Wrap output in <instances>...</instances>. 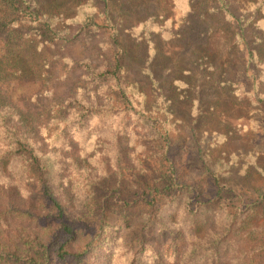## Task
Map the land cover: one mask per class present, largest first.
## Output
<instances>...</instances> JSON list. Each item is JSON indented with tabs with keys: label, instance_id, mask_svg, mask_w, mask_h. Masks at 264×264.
Instances as JSON below:
<instances>
[{
	"label": "trees",
	"instance_id": "trees-1",
	"mask_svg": "<svg viewBox=\"0 0 264 264\" xmlns=\"http://www.w3.org/2000/svg\"><path fill=\"white\" fill-rule=\"evenodd\" d=\"M92 1L81 31L107 44L86 43L79 58L52 49L74 41L68 23L89 0H0V264H256L264 185L223 182L202 156L186 159L178 132L197 142L218 130L224 143L252 134L264 151V0H237V12L235 0ZM191 16L227 49L201 45L189 61L168 53L180 76H158L164 107L147 110L130 91V62L149 49L165 72L155 38L175 39ZM241 51L251 88L229 66ZM11 80L72 89L25 111L3 91ZM110 214L144 219L136 243L117 236Z\"/></svg>",
	"mask_w": 264,
	"mask_h": 264
},
{
	"label": "rangeland",
	"instance_id": "rangeland-1",
	"mask_svg": "<svg viewBox=\"0 0 264 264\" xmlns=\"http://www.w3.org/2000/svg\"><path fill=\"white\" fill-rule=\"evenodd\" d=\"M68 5L73 4L75 0H64ZM88 1V0H85ZM235 0L232 8L237 12L238 6L235 4ZM87 3V2H86ZM94 6L92 0L80 8L78 17L74 20L69 21L70 24V34L69 39L74 41L63 46L62 45L52 49L56 50L60 54L67 55L68 57H79L82 58L86 53V43L96 42L98 44H107L106 35L101 33L98 37H95L93 40L89 38V35H84L81 31V24L79 23V17L87 15ZM96 8L101 9L102 6H96ZM252 10V6H250ZM98 10V9H97ZM206 27L198 20L196 16L190 17V25L188 27L182 28L175 39L165 42L163 39L155 38L158 41L159 45V54L163 53V57L159 62H164L165 66L168 68L165 72L161 73L153 67V55L155 51L148 49V54L146 55V62L141 63L136 58H133L130 62L132 67L130 71L131 79L136 81L137 86L130 91L137 96L139 103L143 108L147 110H160L161 107H164L165 99L162 98L163 92L161 85L158 82H162L165 79L170 80L171 78H177L180 76L179 72L176 71L173 65L168 60V53L178 56L176 59L189 61L194 58V55L198 52V47L201 45H206L210 54H221L225 53L227 49L226 43L219 39H208L205 35ZM254 30H250V35L254 34ZM135 31H133V35ZM181 36V38H179ZM105 54L108 52L107 48L104 47ZM150 54V56H149ZM176 54V55H175ZM246 52H234V55L229 59V66L233 70L234 79L236 81H241L247 85L248 88H251L250 80L245 77V71L247 70V63L245 61ZM148 60V62H147ZM152 62V63H151ZM173 62V61H171ZM156 64V62H155ZM57 70V69H56ZM155 70V71H154ZM156 72L155 81L149 80V75ZM151 73V74H150ZM178 73V74H177ZM159 76V77H158ZM178 80V79H177ZM176 80V81H177ZM181 80V79H180ZM175 81V86L179 87L180 90H183L185 84L180 81ZM182 81V80H181ZM4 92L6 91L12 101L18 104L25 111H36L37 105H48L54 99V97H61L63 94L72 89L71 85H66L64 82H57L56 86L50 92H43L41 85L33 81H21V80H11L2 87ZM196 97V96H195ZM163 99V100H162ZM164 101V102H163ZM37 104V105H36ZM256 107H252V110ZM247 110V109H246ZM250 111V110H249ZM239 115H245L248 118V110L241 111L238 109L231 110V114L234 113ZM246 118V119H247ZM220 129V128H219ZM204 129L198 133V141H195V138L191 137V133L184 131V133L178 132V140L180 148H183V142L180 140V136L187 140L186 148L181 150L183 154H186V159L190 161L197 156H202V159L217 172L223 182L227 183L229 181H238L242 182L245 187H255L264 185V172L261 170L264 169V151L261 150V147L258 142V136L252 134L245 136V134L235 136L231 142L224 143V140L221 136V132L217 133L206 132ZM220 131V130H219ZM205 132V133H204ZM239 136V137H238ZM238 137V138H237ZM257 137V139L255 138ZM256 139V140H254ZM254 140V141H253ZM196 150V153L192 152ZM200 150V152L198 151ZM132 179L138 178L137 174H132ZM97 183V182H96ZM93 189L86 185V189ZM87 189V190H88ZM79 193H75L76 197ZM107 221L112 225L118 226L117 236L125 240L126 243H136L135 234L139 232L140 228L144 224L143 218H132L128 222H124L121 216L110 214L107 217ZM200 225L203 226V222L200 221ZM204 231L207 230L204 227ZM203 231V234L205 233ZM106 244H108L106 242ZM256 264H264V251L257 257Z\"/></svg>",
	"mask_w": 264,
	"mask_h": 264
}]
</instances>
